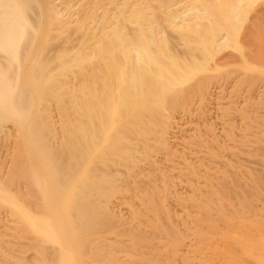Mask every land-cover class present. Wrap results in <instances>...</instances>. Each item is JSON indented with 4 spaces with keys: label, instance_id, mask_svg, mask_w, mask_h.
<instances>
[{
    "label": "bare ground",
    "instance_id": "1",
    "mask_svg": "<svg viewBox=\"0 0 264 264\" xmlns=\"http://www.w3.org/2000/svg\"><path fill=\"white\" fill-rule=\"evenodd\" d=\"M110 1H113V0H110ZM161 1L165 2L166 4L162 5L158 3ZM58 2L60 1H57V0H0V128L2 125L5 124L4 122H10L12 123V125H14V127L18 129L19 135L17 136H19V138L14 139V140H18L16 141L17 143H15L17 144L18 148L16 147L17 150L14 153L17 157L15 155H13V157H14V160L16 158H19L20 160V162L18 163H15L17 161L13 162L14 164L12 165V168L10 169L11 171L8 170L10 171L8 175L6 174L4 178H2L3 176L2 177L0 176V199L4 200V203L6 202V205L9 204V207L10 206L12 207V211H13L12 213L16 214V216H18V219H20L21 226L24 227L23 230L26 229L29 232V235H30L29 237H30V240L32 241V242H29V245L31 249L33 248V252L34 251L36 252V257L34 258L36 260L39 258L38 261H40V264H93L94 262H97V261H94V259L98 256V249H99L98 247H101L97 245L98 243L100 244V242L98 241L99 239L97 238H101L100 236L101 234H103V232L105 233V235L108 234L107 232L103 230L99 233L100 229H96L99 227L101 223H103L101 218H99L100 217L99 211L102 208V207L100 208V206H102L103 203L100 205L101 202L100 203L98 202V198L102 197L101 195H105V192H107L106 189L108 190L110 187L109 183L112 182L111 181L112 178H110V176L113 175L111 174L112 168L111 170H106V171H105V168L107 167V169H110V167H112L110 165H112L113 163L115 165L121 163V164H124L125 166H127L128 164H131L132 166L133 164L135 167L136 163L134 162L138 161V159H135L136 157L132 153L134 152L133 150L135 149V147L134 148L133 146L130 147V144L124 143V141L127 140L129 137H130L129 139H132V136L135 135L136 133L137 134L135 136L141 137L140 139L147 138L146 136L147 134L150 133V130H153L154 132L156 130V127L157 128L162 127L161 130L164 129L166 131L165 128H167V124H165L166 125L165 128H164L165 126L164 124L160 125L159 127V124L164 123L162 122V120H164L165 117L167 119L166 120L167 122L170 121L168 120L169 117L163 115V113L164 112L166 113V111L164 112L162 111L166 109L168 110L171 107H173L175 103L178 101V99L182 98V96H185L184 94H188V91H192L191 89L196 90L193 88V85L192 86L190 85L186 88H180L178 86V82H180L181 79L184 80V78L186 77L189 78V76L193 73L195 69L197 68L199 69L198 65L200 63L196 64L195 61L196 60L200 61V59L194 60L195 58L193 59L192 56H190L191 53H193V55L194 53H198L196 56H199L200 54V57L204 59V60L202 59L201 60L207 61L208 59L206 60L205 58L207 56L210 57V54L212 52L214 53V50L212 49H214L218 45H221L220 43L223 42L222 39L230 38V40L231 39L234 40L233 37H237L236 35L238 31V29H236V26H237L236 24L240 21L241 18H243L244 14H246V12L248 11L247 10L248 3H247V0H172L171 2L169 1V3L171 4L174 2L175 6L178 4H179L178 6H180L181 3L183 5V4H187L190 2L193 3V5L196 4L195 6H193L195 7L196 10L194 9L193 12L191 11L192 15L184 17L185 22L181 18L182 17L181 16L180 18L181 20H183V22L180 20L181 23L175 26L172 23H170L172 24L171 27L176 29L175 30L176 31L175 33L176 41L179 42L177 44L181 43L182 45H185L187 53H190V55L188 54L190 56V59L191 58L193 59L192 62L191 60L190 61L188 60L186 62L187 59L184 60L180 58L181 56L178 59V54L174 55L172 52L173 50L170 49L172 47L175 48L174 46H172L173 43H175L174 40L170 39L169 41L168 39L166 40L163 39L164 37L160 38L155 31L157 30L158 27L153 29L154 28L153 26L152 27L145 26L147 24L143 25L141 23L145 19L144 14H146L142 10L141 12L143 13L136 11L135 13L132 12L131 14L133 13L134 14L130 16L126 14L124 15L122 11H120L122 12L121 13L122 15L120 14V12H118L119 17L117 16V18H119V20L123 19L126 22H128L129 20L131 21V18H134L135 19L134 25L137 23L136 26L132 24L134 27L128 26L129 29L127 28L128 29L126 30L127 32L124 30L122 31L121 30L122 28H120V26L116 27L115 26L116 24L114 25L113 23L110 25L112 27L108 28V25H106L107 28H105L106 26H105V23H104L105 21L103 18L102 24L100 23L98 24L100 26H96L99 28V30L98 31L96 30L97 31L96 33L92 32V34L90 33V30L92 29H90V27L88 28L85 27L86 24L84 25L83 23L85 22V20H88L91 18L93 20L94 18L93 13L96 11L88 12L87 14L85 12L83 13L85 15V18L83 16L85 20L81 19V21H84V22H81L78 19L80 23H78L77 24L78 26L76 25L75 27H76V31L82 33L81 35L87 36V39H85V41H81L80 45L77 46V48H75L76 46L75 43H71V44H74L75 46H72L71 44L67 45L69 43L67 41L70 40V38L67 40V36L66 35L64 36V34H66V32H69L68 29L66 28V24H68V21L65 17L64 19L60 15L61 13L58 7L59 6ZM248 2H250V0H248ZM95 3L96 4L99 3V0H96ZM149 3L152 4V2H149ZM169 3L166 0L157 1V4H160L159 6H162V7L164 5L166 6ZM174 5L172 4L169 9L171 8L172 10L176 9ZM93 6H96V5H93ZM167 7L169 6L167 5ZM111 8L114 9V7H111ZM249 8L251 7L249 6ZM115 9L118 10L117 8ZM131 9H134V8H131ZM136 9L139 10L137 6H136ZM177 9L179 10V8ZM105 10H106L105 11L106 13L103 12V14H108L109 13L107 12L108 9L105 8ZM109 10L111 9L109 8ZM172 10L164 12V13L170 12V14L169 13L166 14V15H170L167 17L168 19H171V14L172 12H174ZM187 11H189L188 8H187ZM153 13L151 14L153 15ZM181 13L183 14V12ZM184 15H187V14H184ZM174 16L175 18H177V15L174 14ZM97 19H100V18H97ZM105 20L110 21L111 19L109 20V18H106ZM110 22H112V20ZM115 22L118 23V21H115ZM155 22L156 21H154V23ZM93 23H92V26H95L93 25ZM108 23L109 22H107V24ZM161 24L162 23H160V25ZM159 27H162V26H159ZM162 30H167V29H162ZM159 32L160 31H158V33ZM159 35H161V32ZM83 38H86V37H83ZM171 41H174V42L171 44ZM223 43H227V42H223ZM223 45H226V44H223ZM210 50L212 51L211 53H210ZM210 60L212 61V58ZM241 60L242 61L235 62L237 64H240L241 62L240 64L242 66V68H240L241 70L243 68H245L243 70L244 72L247 69L254 70V68H250V67L246 69V67L248 66L247 65L248 63L246 64L243 58ZM191 63H195V64L192 65ZM209 65L210 64H208V66ZM211 65H210V68L206 67L207 68L206 70L208 72L211 71L212 68H215V65L214 66H211ZM194 66L195 67L198 66V67L193 68ZM201 71L203 72V69H201ZM232 72L234 73V71ZM193 74H197V73H193ZM201 82H202L201 78H198L195 84L196 86L195 88L198 87L197 89H200L202 86ZM203 92L204 91H202L201 93ZM51 103H53L54 105H57V110H56L58 111L57 112L58 115L56 116L57 122H58V128L56 127L57 129L54 127L53 120L50 119L51 115H48V112H47V110L49 111V108H50L49 105ZM262 103L264 104V102ZM169 113H172V112H169ZM251 119L253 118H250V120ZM154 127H155V130L153 129ZM262 131L264 132V130L261 129L262 134L259 132L260 135L258 137L260 138L264 137ZM157 132L158 131H156V133ZM251 132L253 133V131ZM152 141L153 140H151V142ZM142 142H145V141H142ZM135 144L138 145L139 143H135ZM142 144L140 145L142 146ZM145 144L146 143H144V145ZM247 145H250V143L249 144L247 143ZM145 148H148V147H145ZM263 150L262 152H264ZM247 152H249V149H247ZM255 152L256 151H254V153ZM113 153L115 155L117 154L118 156L113 157L114 155ZM110 154L112 156H110ZM258 154H261V153H258ZM104 156L105 157L108 156L109 158H105ZM110 157H113L115 159L111 158L113 159L111 162ZM117 159L119 160L121 159V161L122 160L123 161L117 162L118 161ZM94 160H96L95 162L99 163L98 167L94 166L95 164H97L93 162ZM108 160H110V162ZM105 163H111V164L106 166ZM224 164H227V163H224ZM131 166H128V169L129 167L133 168ZM205 168L208 169L207 167ZM107 171H109L110 176L108 174H105ZM216 171H217V168H216ZM140 173L143 174L142 172ZM126 174L128 175L129 173H126ZM203 174L204 173H202V175ZM198 175L196 174L193 176L197 177ZM249 175L251 174L249 173ZM198 178H201L200 175ZM215 183H218V182H215ZM111 186L114 188L112 184ZM217 186H219L217 193L221 192L222 189H223V192L225 193L227 192V190L225 191V188L220 187L221 186L220 184ZM241 186L242 185H240V187ZM21 188H23L24 190L23 194H22L23 190L20 192ZM239 189H242V188H239ZM204 192L207 193L208 191H205L204 189ZM20 193L22 194V196L17 197V195H20ZM234 193H237V192L235 191ZM94 194L95 195L98 194L100 197H98L97 195L96 196L97 198H95L93 197ZM219 194H223V193L221 192ZM228 194H225V195H228ZM198 195L201 196V194H198ZM216 195L218 199L219 198L218 194ZM105 196H108V195H105ZM232 196L236 197L234 195ZM18 198H22V200L20 199L21 200L20 201ZM104 198H107V197H104ZM238 198L239 197H237V199ZM192 199L194 200L193 197ZM211 201L212 200L209 199V202ZM223 201H226V198ZM229 201H227L228 203L225 202L226 204L222 203V205H225V206L230 205ZM201 202H202V206L203 204L208 205L207 202L205 203H203V201ZM149 203L150 202L148 201V204ZM0 205H3V204H0ZM219 205L220 207H222L221 204ZM202 206H199V207H202ZM149 207H156V206H149ZM212 208H209V209L216 210V212H218V214L221 215L222 208L220 209L221 211L216 207H215L216 209L215 208L212 209ZM230 208H232V210L235 211L234 209L235 207L233 208V205ZM204 209L206 212V208ZM243 209H246V207H243ZM210 210H207V211H210ZM228 211H230V209ZM224 212L226 213L225 209H224ZM153 214L156 215L155 212ZM229 214H232V213H229ZM233 214H236V213H233ZM213 215H217V214H213ZM225 216H223L222 220H225L224 218ZM220 218H222V216ZM206 221L209 222V221H212V219L209 221L208 220ZM117 222L121 223L120 220ZM202 222H205V221H202ZM116 223L114 222V224ZM157 223H160V222L157 221ZM157 223L153 225H158ZM226 223L227 222H225L224 224ZM160 225L162 227L161 228L158 225L162 229L160 230L163 232H166V230L163 229V226H162L163 224H160ZM225 226L227 227V225ZM15 227H17V225ZM206 227H210V226H206ZM211 227L214 228L215 225L214 226L211 225ZM206 229L209 230L208 228ZM107 230L108 229H106V231ZM155 231H158V230H155ZM169 231L170 230H168V233H170ZM200 233H198L200 234V236L206 235V234H202V232ZM207 233L210 234V235L208 234L207 235L211 237L214 235V233L213 235H211L212 232H207ZM17 234H20V233H17ZM111 234L112 232H110V235ZM224 234L226 235V233ZM128 235L129 234H127L126 236ZM163 235H166V233ZM240 235L242 236L241 232L239 236ZM4 236L7 237L6 235ZM129 237L132 238V236H129ZM136 237H134V239H136ZM229 237H234V236H230L229 234ZM225 238H228V237H225ZM20 239L23 240L24 238H20ZM209 239L211 240L213 238H209ZM229 239L232 240L234 238H229ZM203 240H205V238ZM238 240L240 241V239H236L235 241L232 240L231 242H235L236 244L237 243L239 244L240 242L242 243V241L239 242ZM106 241H109V240H106ZM104 242L102 241V244ZM217 242L219 241L217 240ZM225 242L229 243L228 241H225ZM47 243L48 244L51 243L50 246H48ZM108 243H111V242H107L105 244L108 245ZM241 243L240 245H238V247L240 246L239 248L240 250H239V256L237 257L242 258V260L244 258L248 259L247 247L244 243L243 245L245 246H243ZM96 245L98 246L97 248H95ZM137 245L138 244H136V246ZM213 245L217 246L218 244H213ZM230 245L233 246L232 243L229 244L228 246ZM115 246L117 245L114 244V247ZM234 247L237 248V246L235 245L233 246V248ZM209 248L216 249L217 247L211 246ZM111 250H114V249H111ZM222 250L220 251L222 252ZM0 251L2 250L0 249ZM208 251L210 252V250ZM47 253L49 254V256L47 255ZM217 253L218 252H216L215 254ZM256 253L260 255L261 251H257ZM0 255H2V259H5L6 262L7 261L9 262V259H8L9 255L5 251H3V253ZM109 255L111 256V254ZM27 258H30V257H27ZM12 259L13 258L11 257V260ZM16 259H18V257ZM97 259L99 260V258ZM105 259L103 258L104 262H105ZM111 259H112V256H111ZM116 260H118V258ZM235 260H237V258H235ZM13 261H16V260H13ZM119 261L120 260H118L117 262ZM224 263H227V262H224ZM229 264H232V263H229Z\"/></svg>",
    "mask_w": 264,
    "mask_h": 264
},
{
    "label": "rangeland",
    "instance_id": "2",
    "mask_svg": "<svg viewBox=\"0 0 264 264\" xmlns=\"http://www.w3.org/2000/svg\"><path fill=\"white\" fill-rule=\"evenodd\" d=\"M57 1H60V2H58V5H59L58 7H59L60 13H61L60 15L63 18L65 17L68 21V24H66V28L68 29L69 32H66V34H64V36L65 35L67 36V40L70 38V40L67 41V42H69L67 45H69L71 43H75L76 46L74 44H71V45L75 46V48H77V46L80 45L81 41H85V39H87V36L81 35L82 33L76 31V27H75L78 23H80L78 21V19L81 21V19L85 18V15L83 14L85 12H86V14L88 12H92V11L97 12V13L96 12L93 13V16H94L93 20L91 18L88 20L84 19L85 22L81 21V22H84L83 23L84 25L86 24L85 27H87V28L90 27V29H92V30L95 29L93 31L89 29L90 33L92 34V32L96 33L99 30V28L96 26H100V25H98L100 23L102 24L103 18L105 21L104 22L105 26L108 25V28L112 27L110 25L113 23L114 25L116 24L115 25L116 27L120 26V28H122L121 29L122 31L123 30L126 31L129 29L128 26L134 27V26H136L137 23L134 25V23H135L134 18H131V21L133 23L130 20L128 21L129 24H128V22H126L123 19H120L121 20L120 21L119 18H117V16L119 17L118 12L122 11L124 13V15L126 14V15L130 16V15H133L136 11L143 13V12H141V10H142L147 15L144 14L145 15L144 18L146 20L144 19L143 20L144 22L142 21L141 23L143 25L147 24L145 26H150V27L153 26L154 27L153 29L158 27L157 30H155V31L160 38L164 37L163 39H165V40L168 39L169 41H170V39L174 40L175 43H173L174 41H171V44L173 43L172 46H174L176 49L173 47L170 49L173 50L172 52L174 55L178 54V59L180 56H181L180 58H182L184 60L187 59L186 62L188 60L189 61L191 60V62H192L194 58H195L194 60L200 59V61L199 60H196L197 62L195 61L196 64L200 63L198 65L200 70L197 68L198 66L193 67V68H197L193 71V73H197V74L192 73L189 76V78L186 77V78H184V80L181 79L180 82H178V86L180 88H186L190 85L191 86L193 85V88L196 90L191 89L192 91H188V94H184L185 96H182V98L178 99V101L176 102L177 104L175 103V105L173 107H171L170 109H168V110L166 109V110L162 111V112L166 111V113L164 112L163 115L169 117L168 120H170V121H168L169 122L168 123L166 121L167 119L165 117L164 120L166 122L164 120H162V122H164V123L160 122L161 124H159V127H160V125L167 124V128H165L166 125L164 126L166 131L164 129L161 130L162 127H160V128L156 127V130L154 127L153 129L155 131L153 132V130H150V133L147 134V136H146L147 138H142L143 140L140 139L141 137L135 136L137 134L136 132H138V131H136L135 132L136 134L132 136V139H129L130 138L129 137L127 140L124 141V143H127V144L129 143L130 147L131 146H133V148L135 147V149L133 150L134 152H132L134 154V156L136 157L135 159H138V161L136 160L137 162H134V163H136L135 167L133 164H132V166H131V164H128L127 166H125L124 164H121V163H119L120 165L119 164L115 165L113 163L112 165H110L112 167H110V169H107L106 166H108L111 163H105V165H106V166L104 165L106 167L105 171L111 170V168H112L111 174H113V175L110 176L109 171H107L105 174H108L110 176V178H112L111 181L114 183H112L110 181L111 182V183H109L110 187L108 190L106 189L107 192H105V195H108V196L101 195L102 197H100L98 194H96V195L94 194L93 197L97 198L96 196L98 195V197H100V198H98V202L99 203L101 202L100 205L103 203L102 206H100V208L101 207L102 208L99 211V214H100L99 218H101L103 223H101L99 225V227L96 229H100L99 233L103 230V231L107 232L108 234L106 233L107 235H105V233L103 232V234H101V236H100L102 239L97 238V239H99L98 241L100 242V244L98 243L97 245L101 246V247H98L97 245L95 247V248L98 247L99 249H98V256L94 259V261H97V262H94L93 264H96V263L97 264L98 263L99 264H155V263L156 264H229V263H232V264H264V160H263L264 159V152H262V150L264 148V147H262V146H264V144H262V143H264V137H261V138L258 137L261 133V129L264 130V116H262V115H264V108H263L264 104L262 103V102H264V100H263V98H264V82H263L264 81V72H263L264 71V0H257V1L250 0V2H248V0H247V3H248L247 10L248 11L246 12V14H244L243 18H241L242 20L240 19V21L236 24L237 25L236 29H238L239 33L237 31V35H236L237 37H233L235 41L232 39L230 40V38L222 39L223 42H227V43L221 42L220 43L221 45H218L217 47L212 49V50H214V53H216V54H214L210 50V53L211 52L212 53L210 54V57L207 56L205 58L206 60L208 59L207 61H202L204 59H202L200 57V54H199V56H196L198 53H194V55H193V53H191V55H190V53H187L185 45H182L181 43L177 44L179 42L176 41V34H175L176 29L171 27L172 24L175 26V25L181 23V21L183 22V20L185 22L184 17L192 15L191 11L193 12V10L195 9V7H193V6H195L196 4L193 5V3L190 2V3H187L188 5L183 4L184 5L183 6L181 3L180 6H178L179 4L175 6L174 2H173L172 4L176 7V9L172 10V8L169 9L172 5L171 3H169V1L171 2L172 0H169V1L166 0L169 3V4H167L169 7H167V5L166 6L164 5L163 7H165V8H163L162 6H159V5L160 4L163 5L166 3L161 1L162 3L158 2L160 4H157L158 0H155V1H153V0H129V1L128 0H115V1L114 0L113 1L99 0V3H97V4L95 3L96 0H57ZM108 1H110V2H108ZM106 2H108V3H106ZM111 2H113V3H111ZM149 2H152V4H150ZM91 4L96 5V6H93ZM175 4H176V2H175ZM249 4H251V5H249ZM99 5H101V6H99ZM113 5H115V6H113ZM122 5H124V6H122ZM153 5H155V6H153ZM118 6L121 8H119ZM136 6L139 10L136 9ZM249 6L251 8H249ZM111 7H114V9H112ZM156 7H157V9H156ZM90 8H91V10H90ZM105 8L108 9L107 10V12H109L108 14H103V12L106 11ZM109 8L111 10H109ZM115 8H117L118 10H116ZM131 8H134V9H131ZM177 8H179V10ZM187 8L189 11H187ZM83 9H85V10H83ZM93 9H95V10H93ZM119 9H121V10H119ZM157 10H158V12H157ZM170 10L174 11L175 13L172 12L171 19H168L167 17L170 15H166V14L167 13L170 14V12H166V13H164V12L170 11ZM185 11H187V12H185ZM122 12H120V14ZM132 12H134V13L131 14ZM153 12H155V13H153ZM181 12H183V14ZM128 13H130V14H128ZM151 13H153V15ZM174 14L177 15V18H175ZM184 14H187V15H184ZM109 15H110V17H109ZM113 15H115V16H113ZM83 16H84V18H83ZM158 16H160V17H158ZM180 17L183 20H181ZM97 18H100L101 20L97 19ZM106 18H109V20L111 19L112 22H110L111 20L110 21L105 20ZM115 18L118 20H116ZM151 18H153L154 20ZM113 19H115V20H113ZM173 19H175V20H173ZM160 20H161V22H160ZM187 20H188V18H187ZM86 21H88V22H86ZM115 21H118V23H116ZM154 21H156V22L154 23ZM107 22H109V23L107 24ZM92 23L95 26H92ZM160 23H162V24L160 25ZM170 23H172V24H170ZM114 25H113V27H114ZM155 25H156V27H155ZM159 26H162L163 28L159 27ZM105 28H107V26ZM162 29H167L168 31H170L172 33V35L167 30H162ZM250 30H251V32H250ZM158 31L161 32V35H159L160 32L158 33ZM82 36L86 37V38H83ZM223 44H226V45H223ZM239 47H241V48H239ZM188 54L190 56H192L193 59L192 58L190 59V56ZM257 56H259V57H257ZM211 58H212V61L210 60ZM242 58L244 59L246 64L248 63L247 64L248 66L246 67V69L248 67H250V68H254V70L253 69H251V70L247 69L245 72L243 71L245 68H243L241 70L240 69V68H242V66L240 65L241 62H240V64H237L235 62L242 61L241 60ZM255 58H257V59H255ZM208 61L211 63H209ZM195 63H191V64L194 65ZM202 63H204L205 66ZM208 64H210V65L212 64L211 66L215 65V68H212L211 71L208 72L206 70L207 68H210V65L208 66ZM234 64H236V65H234ZM237 66H239V67H237ZM201 69H203V72L201 71ZM197 70H199V71H197ZM208 70H210V69H208ZM240 70H241V72H240ZM232 71H234V73ZM258 71H260V72H258ZM226 73H227V75H226ZM220 75H221V77H220ZM245 76H247V77H245ZM216 77H218V78H216ZM198 78H201V81H202L201 82V84H202L201 88L202 89L200 87H199L200 89H197L198 87L195 88L196 87L195 84H196V81ZM241 79H243V80H241ZM225 80H227V81H225ZM221 87H222V89H221ZM193 91H194V93H193ZM202 91H204V92L201 93ZM194 94H195V96H194ZM191 95H193V96H191ZM201 96H203L205 98H203ZM261 97H263V98H261ZM200 98H202V99H200ZM199 100L201 101V103ZM51 104H53V103H51ZM51 104L49 105L50 108L48 107L49 111L47 110V112H48V115H51L50 119L53 120L54 127L58 128V122H57V117H56L58 115V113H57L58 111H56L57 105H54V104L51 105ZM186 104H187V106H186ZM168 111L172 112V113H169ZM185 111H186V113H185ZM224 114H226V115H224ZM250 118H253V119L250 120ZM257 118H258V120H257ZM260 122H262L263 124ZM4 123L5 124L2 125L0 128V176L1 177L3 176L2 178H4L6 176V174L8 175V173L11 171L10 169L12 168V165L14 164L13 162H15V161H17L15 163L20 162L19 158H16L17 156L14 154L18 148L17 144H15V143H17L16 141H18V140H14V139L19 138V136H17V135H19L18 129L16 127H14V125H12V123H10V122H4ZM247 127H249V128H247ZM254 127H256V128H254ZM169 128H171V129H169ZM158 129H160V130H158ZM258 130H260V131H258ZM156 131H158L157 133L159 134V136L156 133ZM251 131H253V133ZM164 134H165V136H164ZM263 136H264V132H263ZM134 137H136L138 139H136ZM250 139H252V140H250ZM130 140H132V141H130ZM138 140H140V141H138ZM151 140H153V141L151 142ZM243 140H245V141H243ZM136 141H138V142H136ZM142 141H145V142H142ZM192 142H194V143H192ZM135 143H139V144L137 145ZM144 143H146V144L144 145ZM204 143H206V144H204ZM247 143L248 144L250 143V145H247ZM140 144H142V146ZM192 145H194V146H192ZM195 145H196V147H195ZM145 147H148V148H145ZM197 148H199V149H197ZM247 149H249V152H247ZM250 151L253 153H251ZM254 151H256V152L254 153ZM201 152H203L204 154ZM146 153H148V154H146ZM258 153H261L262 155L258 154ZM13 155L16 156L15 160H14ZM110 156H112V155L110 154ZM114 156H118V155L114 154L113 157ZM148 156H149V158H148ZM196 156H198V157H196ZM113 157H110V159ZM105 158H109V157L106 156ZM113 159H115V158H113ZM113 159H111V162ZM12 160H14V161H12ZM117 160H118L117 162L121 161V159L120 160L117 159ZM95 161L96 160H94L93 162L97 163ZM105 161H106V159H105ZM108 161L110 162V160H108ZM94 163H93V165H94ZM224 163H227V164H224ZM180 165H182V166H180ZM94 166L98 167L99 163L95 164ZM128 166H131L133 168L129 167V169H128ZM228 166H230V167H228ZM119 167L121 170L119 169ZM205 167H207L208 169H206ZM189 168L190 169L192 168L194 170L191 169L192 170L191 171ZM196 168H198V169H196ZM216 168H217V171H216ZM8 170H10V171H8ZM129 170H131V171H129ZM209 170H211V171H209ZM207 171H209V172H207ZM140 172H142L143 174H141ZM191 172H192V174H191ZM126 173H129V174L127 175ZM194 173H196L197 175L199 174L201 178H198L199 175L197 177L193 176V175H196ZM202 173H204V174L202 175ZM249 173L252 176L249 175ZM206 174L209 176H207ZM215 174H216V176H215ZM221 175H222V177H221ZM206 177H207V179H206ZM222 178H224V179H222ZM117 180H119V181H117ZM208 182L210 183V185ZM215 182H218V183H215ZM204 183H205V185H204ZM111 184L114 186V188L111 186ZM118 184H120V185H118ZM214 184H215V186H214ZM219 184L221 185L220 186L221 188H225V191L227 190L226 193L223 192V189L222 190L220 189L223 194H219L221 192L217 193L218 192L217 190L219 189V186H217V185H219ZM225 185H227V186H225ZM240 185H242L243 187L242 186L240 187ZM194 186H196V187H194ZM206 186L207 187L209 186L211 188H209V187L207 188ZM116 187H118L119 189ZM238 187L242 188V189H239ZM198 188H199V190H198ZM233 188H235V189H233ZM204 189H205V191H208V192L207 193L204 192ZM22 190H23V188L20 189V192ZM109 190L110 191L112 190V191L110 192ZM235 191L238 194L234 193ZM245 191H247V192H245ZM23 193H24V190L22 191V194ZM203 193H204V195H203ZM22 194L20 193V195H17V197H21ZM198 194H201V196ZM216 194H218V197H219L218 199H217ZM225 194H228V195H225ZM232 195H234L236 197H233ZM205 196H206V198H205ZM104 197H107V198H104ZM192 197L194 198V200L192 199ZM202 197H204V198H202ZM237 197H239V198L237 199ZM225 198H226V201H223V200H225ZM18 199L22 200V198H18ZM189 199H190V201H189ZM209 199L212 201L209 202ZM147 200L150 202L149 204H148ZM201 201H203V203L207 202V204L209 206L206 204H203V206H202ZM227 201H229L230 205H227L229 207L222 205V203L223 204L228 203ZM245 203H247V204H245ZM0 204H3V205H0V241H1L0 242V249L2 250V251H0V254H2L3 251H5L9 255V257H8L9 262L8 261L6 262L5 259H2V255H0V259H1L0 264H23V263H25V264H28V263L29 264H40V261H38L39 258L37 257L38 258L37 260L34 258V257H36V252L35 251L33 252V248L31 249V247L29 245V242H32L30 240V237H29L30 236L29 232L26 229L23 230L24 227L21 226L20 219H18V216H16V214L12 213L13 212L12 207L11 206L9 207V204L6 205V202L4 203V200H1V199H0ZM219 204H221L222 207H220ZM231 204L233 205V208L235 207L234 209L237 212L233 211L232 208H230L232 206ZM243 204H245V205H243ZM149 206H156V207H149ZM199 206H202V207H199ZM213 206H215L219 210L222 208V211L220 210L221 215H219L218 212H216V210H210L209 209V208H212ZM241 206L246 207V209H243V207H241ZM215 207H213L212 209H214ZM204 208H206L207 213L205 212ZM156 209H158V210H156ZM160 209H162V210H160ZM224 209H225L226 213L224 212ZM229 209L231 212L228 211ZM207 210H210L211 213H210V211H207ZM153 211L156 213V215L153 214L154 213ZM9 212H11V213H9ZM161 212L165 215H163ZM203 212H205V213H203ZM212 213L217 214V215H213ZM229 213H232V214L236 213V214H233V216H232V214H229ZM102 214H104V215H102ZM207 215H208V217H207ZM212 216H214V217H212ZM219 216L220 217L222 216V218H220ZM223 216H225L224 217L225 220H222ZM105 217H106V219H105ZM97 218H98V216H97ZM200 218L202 221H205V222H202L200 220ZM211 219H212V221H209ZM111 220H113V221H111ZM116 220L117 221L120 220L121 223L117 222ZM206 220H208L209 222H207ZM157 221L160 223H157ZM114 222L115 223L117 222V223L114 224ZM225 222H227V223L224 224ZM126 223H128V224H126ZM155 223H157L160 227H161L160 224H163L162 225L163 229L166 230V232L161 231L162 227L160 228L158 225H153ZM104 224H105V226L106 225L107 226L105 227ZM16 225H17V227H15ZM117 225H119V226H117ZM211 225L212 226L215 225V227L212 228ZM225 225H227V227H229V228H227ZM206 226H210V227H206ZM239 226H240V228H239ZM167 228H169V229H167ZM206 228H208L209 230H207ZM106 229H108V230L106 231ZM155 230H158V231H155ZM168 230H170L169 231L170 233H168ZM202 230H204V231H202ZM171 231L174 233H172ZM110 232H112L111 235H110ZM160 232H162V233H160ZM192 232H194V233H192ZM200 232H202V234H206V235H203L204 237L201 235L202 236L201 237ZM207 232H212L211 235H213V233H214L215 236L214 235L212 237L208 236L210 234H208ZM217 232H219V233H217ZM240 232L242 233V236L241 235L239 236ZM17 233H20V234H17ZM24 233H26V234H24ZM165 233H166V235H163ZM198 233H200V234H198ZM224 233H226V235ZM127 234H129V235L126 236ZM195 234L198 236H196ZM229 234H230V236H234V237H229ZM4 235H6L7 237H5ZM129 236H132V238ZM136 236H138V237H136ZM165 236H166V238H165ZM205 236H207V237H205ZM224 236L228 237V238H225ZM134 237H136V239H134ZM20 238H24V239L22 240ZM204 238L207 241L203 240ZM209 238H213L214 240L213 239L210 240ZM229 238H234V239H232L234 241L236 239H240V241H242V243L239 240L238 241L242 245H243V243L246 245L247 250H248V259L244 258L245 260L244 259L242 260V258L237 257V256H239L240 246L238 247V245H240V243L236 244L235 242H231L232 240ZM27 239H29V240H27ZM142 239H144V240H142ZM227 239H229L230 241ZM106 240H109V241H106ZM130 240H132V241H130ZM171 240H173V241H171ZM217 240L219 242H217ZM102 241L103 242L105 241V242L102 244ZM225 241H228L229 243H226ZM13 242H14V244H13ZM107 242H111V243H108V245H107V244H105ZM113 242H115V243H113ZM95 243H97V242H95ZM173 243H175V244H173ZM224 243H226L227 245ZM231 243L233 244V246L234 245L237 246V248L236 247L233 248V246H231V245L228 246ZM50 244L47 243L48 246H50ZM114 244H116L117 246L114 247ZM136 244H138V245L136 246ZM213 244H218V245L215 246ZM130 245H132V246H130ZM245 245H243V246H245ZM2 246L5 248H3ZM211 246L217 247V248L211 249V248H209ZM103 247H105V248H103ZM130 248H131V250H130ZM111 249H114V250H111ZM222 249H224L225 251ZM208 250H210V252ZM220 250H222V252ZM232 250H234V251H232ZM236 250H238V251H236ZM122 251H124V252H122ZM257 251H261V254L258 255L256 253ZM213 252H214V254H213ZM216 252H218V253L215 254ZM100 253H102V254H100ZM108 253L111 254L112 259ZM229 253H231V254H229ZM132 254H134V255H132ZM47 255L49 256L48 253H47ZM102 255H104L105 257ZM108 255H109V257H108ZM115 255H117V256H115ZM222 255H224V256H222ZM122 256H124V257H122ZM11 257L13 258L12 260H11ZM17 257H18V259H16ZM27 257H30V258H27ZM226 257H228V258H226ZM97 258H99V260ZM103 258L104 259L106 258L105 262L103 261ZM108 258H110V259H108ZM117 258H118V260H120L119 262H117L118 261V260H116ZM235 258H237L238 261L235 260ZM153 259H155V260H153ZM13 260H16V261H13ZM109 261H111V262H109ZM224 262H227V263H224Z\"/></svg>",
    "mask_w": 264,
    "mask_h": 264
}]
</instances>
